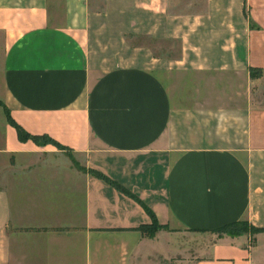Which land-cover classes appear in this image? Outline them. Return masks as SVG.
Masks as SVG:
<instances>
[{
    "label": "crops",
    "instance_id": "1",
    "mask_svg": "<svg viewBox=\"0 0 264 264\" xmlns=\"http://www.w3.org/2000/svg\"><path fill=\"white\" fill-rule=\"evenodd\" d=\"M0 100V264H264V0H0Z\"/></svg>",
    "mask_w": 264,
    "mask_h": 264
},
{
    "label": "trees",
    "instance_id": "2",
    "mask_svg": "<svg viewBox=\"0 0 264 264\" xmlns=\"http://www.w3.org/2000/svg\"><path fill=\"white\" fill-rule=\"evenodd\" d=\"M252 71H253V76H254L255 75L254 69ZM0 105L3 106V108H4V110H5L6 114H7L8 119L11 120L13 122V124L17 127L18 132H19V136L22 139H27L29 137H32V138H35V139L38 140L37 136H32V135L26 133L25 130L20 125H18L17 123H15L11 119V115H10L9 109L7 108L5 103L3 101H1V100H0ZM40 138L42 139L43 142H54V143L58 144L62 149L66 150V152L69 155V157L72 159V161L80 169H86L85 167L81 166L80 163L77 160H75L74 154L72 153V151H70L69 147L61 145L58 142H56L55 140H53L52 138L47 137V136H41ZM90 171L92 172V174L107 180L113 186L121 189L122 191H124L125 193L131 195L132 197L136 198L139 202L142 203V205L145 207L147 213L151 217V221L150 222L143 223V224H141L138 227V229L141 230V232L145 236L153 237L162 228L170 229L168 224H162V223H160L158 221L154 211L146 203H144L142 201V199L138 195H136L134 192H132L128 188L124 187L117 180L112 179L111 177L105 175L104 173H102V172H100L98 170L90 169ZM212 231L215 232V233H218L219 235L228 234V235H231V236H237V235H243V234H248V233H258V232L264 231V228H260V227L254 226V225L250 224L247 220H237V221H233V222H230L228 224H225V225H223L221 227L212 229Z\"/></svg>",
    "mask_w": 264,
    "mask_h": 264
},
{
    "label": "rangeland",
    "instance_id": "3",
    "mask_svg": "<svg viewBox=\"0 0 264 264\" xmlns=\"http://www.w3.org/2000/svg\"><path fill=\"white\" fill-rule=\"evenodd\" d=\"M164 44H166V43H162V44H156V46L157 47H159V46H161V45H164ZM156 46H155V48H156ZM175 49H177V47L175 46ZM67 153V152H66ZM68 155V154H67ZM74 158H75V160H77L76 159V157L74 156ZM79 162V161H78ZM162 229H165V228H162ZM162 229H160V230H162ZM159 230V231H160ZM158 231V232H159ZM248 234H251V235H255L256 233H248ZM195 236H197V237H199V236H203L204 237V241L206 242V239H207V237H210V236H212L211 234H208V233H204V232H193V233H188V237H195ZM252 239H253V237H252ZM173 263H175L174 261H173Z\"/></svg>",
    "mask_w": 264,
    "mask_h": 264
}]
</instances>
